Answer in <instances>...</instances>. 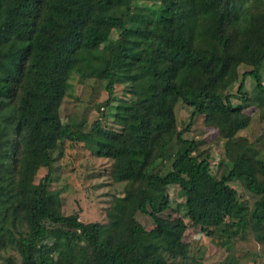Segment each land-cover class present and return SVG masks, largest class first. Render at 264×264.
Returning <instances> with one entry per match:
<instances>
[{"label": "trees", "instance_id": "16d2710c", "mask_svg": "<svg viewBox=\"0 0 264 264\" xmlns=\"http://www.w3.org/2000/svg\"><path fill=\"white\" fill-rule=\"evenodd\" d=\"M83 55L104 64V107L117 86L124 94L113 109L117 128L95 122L87 144L111 161V180L124 184L105 223L64 215L52 186L64 142L79 140L76 125H63L60 107L73 95V78H89ZM241 66L250 69L240 78ZM262 68L264 0H153L143 7L133 0H0V264H186L175 262L188 257L184 218L215 228L222 245L244 221L248 206L230 185L236 180L258 197L251 217L264 242V161L236 137L250 124L247 108L264 120ZM247 76L255 82L251 95ZM179 102L191 108L182 129ZM199 115L224 132L219 178L211 154L197 153L199 142L185 135ZM41 170L33 205L29 188ZM173 186L185 199L172 209ZM167 209L183 216L161 220ZM138 213L150 217L151 229Z\"/></svg>", "mask_w": 264, "mask_h": 264}, {"label": "rangeland", "instance_id": "374dc122", "mask_svg": "<svg viewBox=\"0 0 264 264\" xmlns=\"http://www.w3.org/2000/svg\"><path fill=\"white\" fill-rule=\"evenodd\" d=\"M152 1L133 0V4L143 7ZM212 50L218 53L216 45L212 46ZM80 62L88 70L89 78L82 80L77 76L74 77L72 80L73 95L66 97L60 107L63 125L65 123L76 125L79 140L73 143L64 142L63 156L52 169L53 177H57L52 186L60 191L64 215L77 214L79 220L84 223H105L107 221L105 211L112 198L122 193L124 184L114 183L111 180L109 175L111 161L95 156L87 144L91 140L89 132L95 122H100L103 127L117 128L112 121L113 109L117 100L124 98V94L122 88L117 86L111 106L104 107L107 99L105 82L101 80L104 64L93 61L87 55H83ZM249 69V67L241 66L239 68L240 78L241 74ZM260 71L264 77V68ZM254 85L255 82L250 76L244 78V89L248 94L253 93ZM237 86L238 83H235L229 92H235ZM219 92L224 95L227 90L221 89ZM190 112L191 108L184 103L179 102L176 105L175 114L179 129L188 124ZM244 112L250 117V124L236 137L247 142L254 154L264 161V120L260 119L256 107H249ZM185 135L199 142L197 153L207 151L211 154V172L215 177H221L226 171L222 140L224 132L206 127L203 117L199 115L195 117L190 130ZM45 174V170L39 171L34 183L30 186V204H35L33 192ZM230 185L235 188L239 198L248 206L244 221L234 233L232 240L222 245L223 239L215 228L193 226L188 218H184L187 228L183 241L189 248L188 257L185 260L178 257L175 259L176 263L189 264L195 261L197 264H264V242L255 237V222L251 217L253 203L258 197L246 190L239 180L231 182ZM168 195L172 209L181 205L185 199V194H182L177 186L170 187ZM172 209H167L160 214V219L168 220L183 216L182 210L177 213ZM137 219L145 229L149 230L153 227L148 215L138 213ZM70 227L67 226L66 229Z\"/></svg>", "mask_w": 264, "mask_h": 264}]
</instances>
